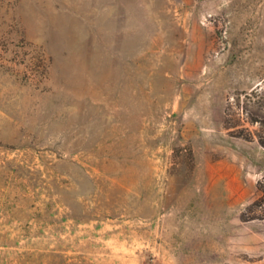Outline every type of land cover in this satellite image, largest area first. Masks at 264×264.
Returning <instances> with one entry per match:
<instances>
[{
	"label": "rangeland",
	"instance_id": "374dc122",
	"mask_svg": "<svg viewBox=\"0 0 264 264\" xmlns=\"http://www.w3.org/2000/svg\"><path fill=\"white\" fill-rule=\"evenodd\" d=\"M257 86L264 0H0V264H264Z\"/></svg>",
	"mask_w": 264,
	"mask_h": 264
},
{
	"label": "trees",
	"instance_id": "16d2710c",
	"mask_svg": "<svg viewBox=\"0 0 264 264\" xmlns=\"http://www.w3.org/2000/svg\"><path fill=\"white\" fill-rule=\"evenodd\" d=\"M242 104V109L247 112V117L245 123L249 127H258L256 135L248 131V128H241L240 130L247 131V135L240 134L246 140L252 139L254 136L257 138L261 147L264 148V87L257 86L250 93L244 94L243 101H240V97L237 99V106L240 107ZM239 120L237 122L231 121L228 110L225 111V127L227 130H238ZM243 125H241L242 127ZM241 132V131H240ZM258 206V203L255 202L247 208V212H254V208ZM246 212V213H247ZM242 214V218L245 222L255 220L258 218H264V214L261 215H252L250 217H245V214Z\"/></svg>",
	"mask_w": 264,
	"mask_h": 264
}]
</instances>
